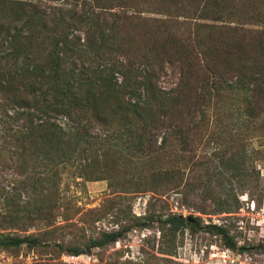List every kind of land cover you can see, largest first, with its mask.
Here are the masks:
<instances>
[{
    "label": "trees",
    "instance_id": "obj_1",
    "mask_svg": "<svg viewBox=\"0 0 264 264\" xmlns=\"http://www.w3.org/2000/svg\"><path fill=\"white\" fill-rule=\"evenodd\" d=\"M145 12L161 14L149 19L157 26L136 31L131 24L147 23ZM124 25L131 29L120 31ZM147 35L157 52L148 46L137 52L136 37ZM261 52L264 0H0V152L17 156L12 167L18 171L37 150L47 163L50 157L68 161L78 149L82 161L121 173L134 160L131 152L156 157L172 139L180 143L184 129L199 130L195 118L205 119L213 90L243 92L239 80L219 78L233 68L226 59L245 53L242 69L254 73ZM128 117L138 122L127 127L125 140L112 143L109 157L99 125ZM87 164L83 174L92 169ZM39 181L44 178L30 182ZM31 203L19 202L21 210L31 214ZM50 206L45 201L36 212L50 219ZM11 221L0 209V249L39 244L33 233L4 231ZM167 221L183 220L170 215ZM209 231L235 246L222 226L211 224ZM119 237V231L104 232L90 244L102 247Z\"/></svg>",
    "mask_w": 264,
    "mask_h": 264
},
{
    "label": "rangeland",
    "instance_id": "obj_2",
    "mask_svg": "<svg viewBox=\"0 0 264 264\" xmlns=\"http://www.w3.org/2000/svg\"><path fill=\"white\" fill-rule=\"evenodd\" d=\"M144 16L147 23L134 19L131 25L154 30L149 19L161 14ZM177 27L180 33V25L168 28ZM137 42V52H147L145 46L157 52L149 35L137 36ZM244 57L227 58L233 68L219 75L226 83L239 80L243 92L213 90L205 119L195 118L199 130L184 129L180 143L172 139L156 157L131 152L134 160L121 173L82 161L78 149L68 161L50 157L47 163L37 150L18 171L12 167L17 156L0 152V209L12 215L4 231L33 233L40 240L32 247L0 249V264H264V53L254 73L242 69ZM130 118L99 125L109 157L112 143L125 140L127 127L138 122ZM82 164L91 173L83 174ZM33 178L44 181L32 185ZM26 200L31 214L19 205ZM45 201L52 205L50 219L36 212ZM170 215L183 221L168 222ZM211 224L222 226L235 246L210 232ZM110 231L120 237L102 247L90 244ZM73 249L80 253L71 254Z\"/></svg>",
    "mask_w": 264,
    "mask_h": 264
},
{
    "label": "built area",
    "instance_id": "obj_3",
    "mask_svg": "<svg viewBox=\"0 0 264 264\" xmlns=\"http://www.w3.org/2000/svg\"><path fill=\"white\" fill-rule=\"evenodd\" d=\"M251 209H254V205H253V203L251 204Z\"/></svg>",
    "mask_w": 264,
    "mask_h": 264
}]
</instances>
